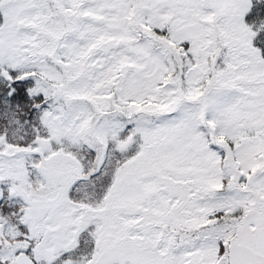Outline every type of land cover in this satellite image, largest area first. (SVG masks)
<instances>
[{
	"label": "snow or ice",
	"instance_id": "6c2138e0",
	"mask_svg": "<svg viewBox=\"0 0 264 264\" xmlns=\"http://www.w3.org/2000/svg\"><path fill=\"white\" fill-rule=\"evenodd\" d=\"M0 264H264V0H0Z\"/></svg>",
	"mask_w": 264,
	"mask_h": 264
}]
</instances>
